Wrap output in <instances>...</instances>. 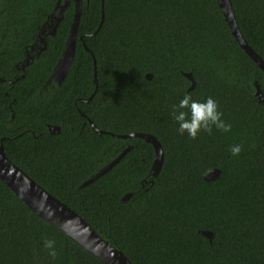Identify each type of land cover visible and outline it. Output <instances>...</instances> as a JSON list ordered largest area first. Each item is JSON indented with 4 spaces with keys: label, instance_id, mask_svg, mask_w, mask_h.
I'll list each match as a JSON object with an SVG mask.
<instances>
[{
    "label": "trees",
    "instance_id": "trees-1",
    "mask_svg": "<svg viewBox=\"0 0 264 264\" xmlns=\"http://www.w3.org/2000/svg\"><path fill=\"white\" fill-rule=\"evenodd\" d=\"M56 2L0 0V140L7 157L132 264H264V105L254 85L264 94V72L232 35L220 0H104L101 24V0H83L75 55L61 84L50 74L74 3L50 35ZM230 3L243 38L264 61V0ZM26 54L29 62L18 69ZM183 72L192 74L193 88ZM187 93L213 97L231 131L181 135L172 111ZM133 132L159 141L156 176L149 142L109 134ZM234 144L243 145L239 156L230 154ZM212 168L218 176L205 180ZM44 239L56 242L55 259ZM0 264L105 263L0 180Z\"/></svg>",
    "mask_w": 264,
    "mask_h": 264
},
{
    "label": "water",
    "instance_id": "water-1",
    "mask_svg": "<svg viewBox=\"0 0 264 264\" xmlns=\"http://www.w3.org/2000/svg\"><path fill=\"white\" fill-rule=\"evenodd\" d=\"M74 3V13L72 23L70 25L69 34L67 36L65 47L55 63L50 76L58 83L64 80L68 69L71 65V62L75 55L76 49V31L80 20L82 1L83 0H57L55 6L50 13V26L51 30L47 34L54 35L57 25L63 17L64 8L70 3ZM88 1V0H87ZM103 1L101 0V22L104 16L103 13ZM219 5L222 9L226 23L228 24L232 35L238 42V44L243 48V50L248 54V56L258 65L259 68L264 72V61L261 57L247 44L243 38L237 22L234 18L233 10L231 7L230 0H220ZM45 29V26L41 28L38 37L39 42L44 44V46L39 48V51L45 48V39L42 36V33ZM84 44V43H83ZM30 50L33 49V46H30ZM31 56L26 54L24 63L27 64ZM94 64V81L96 80V65L95 60ZM183 74L191 81V85L188 89L193 88L195 82L190 72H183ZM147 78H151V74H146ZM255 85V96L257 101L264 105V94L260 89V86L257 82ZM93 95V94H92ZM89 96L88 99L92 97ZM86 99V101L88 100ZM89 123L94 131L98 134L104 133V131L98 129L95 124L89 120ZM48 129L50 131L58 130V126L49 125ZM112 136L127 138L131 136H137L145 141L149 142L155 152V158L153 159L152 165L150 167V173L153 176H156L162 163L163 152L160 146L159 141L149 133L144 132H133L130 134H113L109 133ZM128 150V147L125 148L118 156H116L112 161L100 167L94 174L89 178L85 179L80 186H83L105 171L110 169ZM219 174L218 169L212 168L206 171L202 177L205 180H211L217 177ZM0 180L8 186L19 199L24 202L33 212H35L42 219L54 224L59 229L67 234L75 243L84 248L87 252L96 256L105 264H132L126 255L115 246H113L109 240L103 239L92 227L91 225L76 211L70 208L68 205L60 201L58 198L50 194L46 189L41 185L36 183L31 177H29L22 169L15 165L5 154L3 149L2 141L0 140ZM131 193L124 194L121 198L127 199ZM203 235H206L209 239L211 234L207 231H200Z\"/></svg>",
    "mask_w": 264,
    "mask_h": 264
},
{
    "label": "clouds",
    "instance_id": "clouds-1",
    "mask_svg": "<svg viewBox=\"0 0 264 264\" xmlns=\"http://www.w3.org/2000/svg\"><path fill=\"white\" fill-rule=\"evenodd\" d=\"M184 109L189 111L186 112ZM172 116L179 124L178 132L181 135L187 132L192 139L197 138L201 131L211 134L213 127L225 133L232 129L231 123L222 118L223 113L219 110L218 102L211 96L199 101L193 99L190 93L183 95L179 103L173 105ZM242 150V144H234L229 149L232 156H239ZM55 243L52 239L43 240V247L53 259L57 256Z\"/></svg>",
    "mask_w": 264,
    "mask_h": 264
},
{
    "label": "flooded vegetation",
    "instance_id": "flooded-vegetation-1",
    "mask_svg": "<svg viewBox=\"0 0 264 264\" xmlns=\"http://www.w3.org/2000/svg\"><path fill=\"white\" fill-rule=\"evenodd\" d=\"M40 43H41V42H40ZM33 49H35V48H33ZM33 49H31V50H33ZM35 50H36V49H35ZM36 51H37V50H36ZM24 65H25V63L23 62V64H21V66H19V67H18V69H21V70H23V68H24ZM17 66H18V65H17ZM0 81H2V79H1V78H0ZM6 81H7L8 83H12V81H11V80H9V79H8V80H6ZM0 87H2V86L0 85ZM3 92H4V94H5V95H7V92H6V91H4V90H3ZM7 106H8V107H10V102H8V103H7ZM88 122H89V121H88ZM47 128H48V124H47Z\"/></svg>",
    "mask_w": 264,
    "mask_h": 264
}]
</instances>
